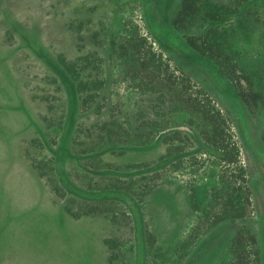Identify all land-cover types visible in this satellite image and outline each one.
I'll list each match as a JSON object with an SVG mask.
<instances>
[{"label": "rangeland", "instance_id": "obj_1", "mask_svg": "<svg viewBox=\"0 0 264 264\" xmlns=\"http://www.w3.org/2000/svg\"><path fill=\"white\" fill-rule=\"evenodd\" d=\"M206 1L0 0V264H264V0Z\"/></svg>", "mask_w": 264, "mask_h": 264}, {"label": "trees", "instance_id": "obj_2", "mask_svg": "<svg viewBox=\"0 0 264 264\" xmlns=\"http://www.w3.org/2000/svg\"><path fill=\"white\" fill-rule=\"evenodd\" d=\"M199 2V1H197ZM206 7H208L209 9L204 10V12H202L200 15L195 16V11H198L201 7V5L197 6L194 11H192L191 13V17L193 18V20L197 23H201V26H208L210 30H219L222 27V22L223 19L221 16V13H219V11L222 10V6L219 5V3L217 2V0H207L206 1ZM199 20V21H198ZM208 35V30L202 34L201 36H205ZM185 54L187 56H189L190 60L194 61V60H198L202 62V55H200L199 53L191 50L188 47H185ZM188 60V61H190ZM197 66V65H196ZM212 68V65H210ZM199 69H203V67L201 66H197ZM218 73V72H217ZM77 81V79H76ZM78 84H81V79H79V81H77ZM88 90H90V88H88ZM97 203V202H95ZM145 227L148 229V225L147 223H145Z\"/></svg>", "mask_w": 264, "mask_h": 264}, {"label": "crops", "instance_id": "obj_3", "mask_svg": "<svg viewBox=\"0 0 264 264\" xmlns=\"http://www.w3.org/2000/svg\"><path fill=\"white\" fill-rule=\"evenodd\" d=\"M2 62H3V64H4V65H2V66H5V62H4V61H2ZM0 65H1V62H0Z\"/></svg>", "mask_w": 264, "mask_h": 264}]
</instances>
